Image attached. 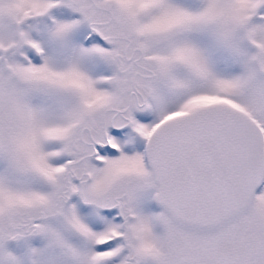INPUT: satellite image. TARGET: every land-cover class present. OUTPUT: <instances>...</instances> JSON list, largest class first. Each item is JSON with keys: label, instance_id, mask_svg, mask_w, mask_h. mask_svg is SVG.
<instances>
[{"label": "snow or ice", "instance_id": "1", "mask_svg": "<svg viewBox=\"0 0 264 264\" xmlns=\"http://www.w3.org/2000/svg\"><path fill=\"white\" fill-rule=\"evenodd\" d=\"M0 264H264V0H0Z\"/></svg>", "mask_w": 264, "mask_h": 264}]
</instances>
